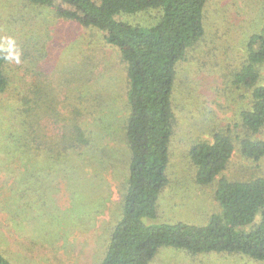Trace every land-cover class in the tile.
Wrapping results in <instances>:
<instances>
[{
  "label": "trees",
  "instance_id": "trees-1",
  "mask_svg": "<svg viewBox=\"0 0 264 264\" xmlns=\"http://www.w3.org/2000/svg\"><path fill=\"white\" fill-rule=\"evenodd\" d=\"M27 1L53 7L62 19L96 32L97 44L119 53L123 70L116 76L109 73L102 59L90 55L91 49L79 51L77 44V51L62 55L63 69L56 66L62 72L59 89L37 79L14 94L16 105L4 127L7 140L3 144L12 145L17 155L8 152L4 162L17 157L18 173L6 168L8 176L16 173L8 189L11 196L16 189L24 193L18 200V213L7 210L12 225L25 231L33 223L30 231H35V239L54 243L58 232L51 227L52 212L45 219L46 204L52 207L50 195L62 185L72 207L84 211V219H91L110 195L104 175L112 170L125 180L119 186L120 214L111 226L99 264H149L162 247L188 255H231L264 264V176L220 177L213 190L219 212H213L205 224L145 222V218H157L158 202L169 181L177 68L186 53L204 39L208 0ZM151 10L159 14L148 25H135L121 17ZM263 32L264 27L249 35L246 55L233 71L234 81L251 90L250 106L239 113L243 133L238 143L240 153L254 159L264 155V140L255 136L264 125V84L259 83ZM5 63L6 55L0 50V93L9 87ZM120 79L123 90L115 88ZM60 92L63 100L58 97ZM123 92L125 98L119 103ZM106 108L107 113L99 115ZM50 124L52 132H48ZM113 125L123 132L128 159L123 168L114 159L113 147L105 142ZM233 148L231 136L219 131L211 141L195 142L189 157L196 183H212L226 167ZM4 254L0 250V264H17Z\"/></svg>",
  "mask_w": 264,
  "mask_h": 264
},
{
  "label": "rangeland",
  "instance_id": "rangeland-1",
  "mask_svg": "<svg viewBox=\"0 0 264 264\" xmlns=\"http://www.w3.org/2000/svg\"><path fill=\"white\" fill-rule=\"evenodd\" d=\"M158 14V11L151 10L121 17L135 25H148L158 18ZM263 27L264 0L207 1L204 39L186 53V58L177 68L174 95L176 126L170 144L169 181L158 202L157 218H145L146 223L183 221L205 224L213 212H219L213 190L220 177L244 180L264 176V155L254 159L240 153L238 137L243 130L239 113L250 106L251 90L233 78V71L240 68L246 55L249 35L262 32ZM99 40L93 30L81 29L75 22L57 16L53 7L33 5L27 0H0V50L6 55L3 70L9 80L6 92L0 93V250L17 264H99L111 226L120 214L119 186L125 179L120 180L118 172L114 175L112 170L104 175L110 184V195L104 199L101 211L91 219H84V211L72 207L62 185L59 191L50 195L52 207L46 204L45 219H50L52 212L54 222L51 227L58 232L54 243L35 239V231L31 232L33 223H28L25 231H18L9 220L7 211L18 213V200L24 193L16 189L11 196L8 189L12 188L20 168L17 157L4 162L8 152L17 155L12 145L8 148V143L3 144L7 140L4 127L16 105L14 94L25 83L36 82L37 79L59 89L58 80L62 74L59 68L63 69L61 57L77 51V44L80 45L79 51L91 49L90 55L102 59V66L108 68L109 73L115 76L121 73L123 65L119 63V53L97 44ZM259 83L264 84V65ZM122 87L124 83L121 85L120 79L115 88L123 90ZM58 95L63 100V93ZM124 98L123 92L119 103ZM60 110L66 112L62 104ZM106 113L107 108L99 115ZM49 127L48 132H52V124ZM109 130L111 132L106 135L105 142L113 147L114 159L123 168L128 162L123 132L116 125ZM217 131L231 136L233 152L216 179L208 185H200L195 181V167L189 150L197 141H211ZM255 136L264 140V125ZM9 167L16 171L12 173L14 175H7L6 168ZM91 178V181L96 180ZM149 264L252 263L231 255H188L171 247H162Z\"/></svg>",
  "mask_w": 264,
  "mask_h": 264
}]
</instances>
